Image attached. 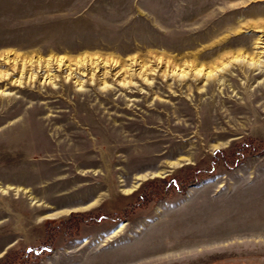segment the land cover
<instances>
[{
    "label": "rangeland",
    "instance_id": "1",
    "mask_svg": "<svg viewBox=\"0 0 264 264\" xmlns=\"http://www.w3.org/2000/svg\"><path fill=\"white\" fill-rule=\"evenodd\" d=\"M258 37L264 0H0V264H264Z\"/></svg>",
    "mask_w": 264,
    "mask_h": 264
},
{
    "label": "bare ground",
    "instance_id": "2",
    "mask_svg": "<svg viewBox=\"0 0 264 264\" xmlns=\"http://www.w3.org/2000/svg\"><path fill=\"white\" fill-rule=\"evenodd\" d=\"M255 25V24H254ZM259 31V30H257ZM263 40L264 39H261L260 37L257 38V41H256V44H263ZM192 44V43H191ZM263 46V45H262ZM261 47V45L259 46ZM258 56L260 55L259 53L257 54ZM256 56V58H254L253 56H250L248 54H243V53H238L237 55L233 56L232 57V60L231 61H221L220 64L210 68V70H208V72L205 73L206 75V78L207 80H217V82H220L221 79H219V77L223 74V73H226L227 71V67L232 64L233 62L235 61H238V62H241L243 64V69H246V71H250V67H254V66H258L260 67L262 64H261V60H260V56L258 57ZM99 58V57H98ZM155 58V57H154ZM158 59V58H157ZM161 59V58H159ZM50 60L54 61L55 64H56V67L59 66L61 63H63V58H57V59H49L47 58V60L44 61V66H43V72H42V76H45V77H50V72H51V68H50ZM100 60V58H99ZM103 60V59H101ZM100 60V61H101ZM108 60V59H107ZM23 62V61H22ZM34 62V61H33ZM116 62V61H115ZM133 62V61H131ZM136 62V61H135ZM169 62V74L172 78L174 77H178L180 80H183L186 76H188V73L190 72L191 68L193 67V64L189 62H187L186 64H183L182 66L180 65H177L173 59L172 60H168ZM28 63V62H27ZM35 63V62H34ZM69 63V61H68ZM75 68L76 66L81 69H79V72L81 71V73H85L88 71V68H89V73H90V76L93 77L94 75V72L97 70V67L99 66V62H97V59L96 60H92L91 58H89L88 56H82V57H79L78 59H76L75 61ZM113 63V62H112ZM36 64V63H35ZM116 64V63H114ZM156 64V63H155ZM24 65V64H23ZM39 65V64H38ZM41 65V64H40ZM106 65L105 62L103 63V66ZM111 65V64H110ZM34 66V64H33ZM31 66V67H33ZM42 66V65H41ZM71 66H74V65H71ZM86 66V67H85ZM192 66V67H191ZM24 67V66H22ZM26 67V66H25ZM36 67V66H34ZM33 67V68H34ZM52 67V66H51ZM69 64H66V69H69ZM102 67V66H100ZM141 67V66H140ZM144 67V65L142 66ZM155 67V66H154ZM158 67V66H157ZM197 66L195 65L192 70H194V76H196V78L202 74V67H199V68H196ZM257 67V68H258ZM149 68V67H148ZM31 69V68H30ZM151 70V69H150ZM252 70V69H251ZM28 71H31L28 69ZM35 71V69H34ZM154 71V70H153ZM244 71V70H243ZM247 71V72H248ZM72 72V71H71ZM104 72V71H103ZM140 72V71H139ZM144 72V71H143ZM37 74V72H35ZM36 74H34L32 71L29 73V78L32 79L36 76ZM71 74V73H70ZM69 73L67 74V76L70 75ZM142 74V73H140ZM3 75V74H2ZM1 75V77H2ZM5 75V74H4ZM3 75V76H4ZM145 79V78H144ZM21 80V79H20ZM209 82V81H208ZM223 82V80H222ZM210 106V105H209ZM217 107V106H215ZM241 107V106H240ZM237 108V107H236ZM243 108V111H246L247 109L242 107ZM234 109H230V111H232ZM236 111V110H235ZM234 112V111H233ZM232 112V113H233ZM212 113H214L212 115V119L214 118V121H216L218 119V117H221V112L218 111V109H215ZM235 113H238V112H235ZM253 114V113H252ZM171 119V118H170ZM210 120V119H209ZM208 121V119H207ZM212 123V122H211ZM220 123H221V120H220ZM223 123V122H222ZM213 124V123H212ZM217 124V123H216ZM219 128V127H218ZM187 130V129H185ZM221 132V131H220ZM218 133V135H221L223 133ZM184 161L182 159H177L176 161H173V162H169L166 168H163V169H160L156 172H149V173H146V174H142V175H139V176H136L135 177V182L134 184L130 187V188H127V189H124L123 191L125 193H130L134 188L137 187V185L139 184L140 181L148 178V177H153V176H158V175H162L164 174L167 170H170L171 167H177V166H180L181 162ZM188 161V160H187ZM170 168V169H169ZM7 190H9V188H7ZM14 190L16 193L18 192H21V190L19 188H15V189H12ZM23 192V191H22ZM25 193V192H24ZM30 197V196H29ZM86 207V206H84ZM70 210H66L65 212H68ZM59 213L60 212H54V213H46L44 214L41 219H50V218H55V217H58L59 216ZM124 224H121L117 230L114 231V233L108 237H106L103 241H102V245L104 246L106 242H109V241H112V238H115L116 236L119 237V233L121 232L122 228H123ZM189 226V225H188ZM198 230V229H197ZM183 233V232H182ZM203 234V233H202ZM205 235V234H204ZM203 237V236H202ZM159 239V238H158ZM146 245V244H145ZM144 245V246H145ZM176 245V244H175ZM137 248V247H136ZM143 248V247H142ZM151 249H148V250H145V251H142L141 253H139L138 256H135L133 257L130 261H136V260H140V259H143L144 257H148V256H151V255H156V254H159V255H164V253L167 251V244L166 242H164L162 240V242H156V244H153L152 247H150ZM127 250V249H126ZM129 251V250H128ZM167 256V254H166ZM159 258V257H158ZM160 259V258H159ZM155 260V259H154ZM128 261V259H126L123 263H126ZM122 262V261H121ZM132 263H136V262H132ZM122 264V263H121Z\"/></svg>",
    "mask_w": 264,
    "mask_h": 264
}]
</instances>
